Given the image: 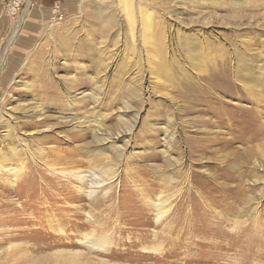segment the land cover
<instances>
[{
  "label": "rangeland",
  "instance_id": "obj_1",
  "mask_svg": "<svg viewBox=\"0 0 264 264\" xmlns=\"http://www.w3.org/2000/svg\"><path fill=\"white\" fill-rule=\"evenodd\" d=\"M5 1L0 163L23 178L0 179V264H234L213 245L235 214L261 243L264 0ZM79 159L108 189L55 174Z\"/></svg>",
  "mask_w": 264,
  "mask_h": 264
},
{
  "label": "bare ground",
  "instance_id": "obj_2",
  "mask_svg": "<svg viewBox=\"0 0 264 264\" xmlns=\"http://www.w3.org/2000/svg\"><path fill=\"white\" fill-rule=\"evenodd\" d=\"M225 61H222V64L224 66H225ZM99 136H100L99 137L100 143H103L104 145L114 144L111 137H106L105 135H102V134H99ZM51 154H52V150H50V148L49 149L47 148V149H41L37 155L39 156V158L42 159L44 157L46 158L50 157ZM92 158L94 160L96 159L95 156H93ZM15 160H16L15 154L11 152L7 155H4L3 164L0 163V179L1 180L3 179L5 182H7L11 186L15 185L18 181L22 180L23 178V175L20 169L18 167H15L16 166ZM81 164H82V161L79 159L77 164H75V166H72V169H71L72 172H68L69 174L63 170H59L58 172L55 170V172H57L55 174L59 177L64 176V178H66L67 176H70V178L80 181L81 183H83V185L85 184L87 185L91 183V188L88 193L89 197H94L99 192H102L108 189L106 187H108V185H110V183H112L114 178L116 177V172H114V170L112 169L104 171V172L96 171L93 169H90L87 172L76 171L75 169L78 168ZM48 170L54 172L49 167H48ZM46 173L47 172H45V174ZM86 189H89V187ZM238 191L240 192V189ZM164 203L160 202L159 204H155L154 206V209L157 212H159L158 214L156 213L158 221H161L166 215V213L164 212V205H163ZM233 218L234 216L232 217V215H229L228 217L226 216V220L223 221V223H225L226 225H230V227L228 230H226L223 236H220L219 238L217 237L218 239L221 240V244L220 243L216 245L214 244L213 245L214 250L215 249L218 250L219 248H222V250L227 253L231 252L234 256H236L234 260V264H251V261H253L255 255L256 257H259V255L263 256L261 253L256 252L255 249H260L261 251L264 252V236H261L262 238L260 240L261 242L260 244L253 245L254 240L260 239L259 238L260 236L256 234L255 235H252V234L245 235L244 234L245 230L249 232L251 231V228L249 226H246L245 220H240L241 214H239L238 216L235 214V218L234 219ZM235 230L237 231L235 232ZM93 249H95L94 246L92 247V250ZM155 251H158V249L156 250L152 249V252H155ZM226 255H229V254H226ZM250 256H252V260Z\"/></svg>",
  "mask_w": 264,
  "mask_h": 264
},
{
  "label": "built area",
  "instance_id": "obj_3",
  "mask_svg": "<svg viewBox=\"0 0 264 264\" xmlns=\"http://www.w3.org/2000/svg\"><path fill=\"white\" fill-rule=\"evenodd\" d=\"M41 1L42 0H6L4 8L7 16L16 19L24 7L39 4ZM61 5L62 4L58 3L51 9V20L53 22L61 21L63 19V8Z\"/></svg>",
  "mask_w": 264,
  "mask_h": 264
}]
</instances>
